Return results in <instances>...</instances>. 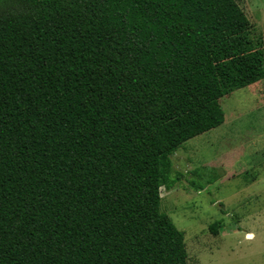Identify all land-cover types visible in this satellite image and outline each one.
<instances>
[{
  "label": "trees",
  "instance_id": "16d2710c",
  "mask_svg": "<svg viewBox=\"0 0 264 264\" xmlns=\"http://www.w3.org/2000/svg\"><path fill=\"white\" fill-rule=\"evenodd\" d=\"M263 78L236 0H0V264H188L170 156Z\"/></svg>",
  "mask_w": 264,
  "mask_h": 264
},
{
  "label": "rangeland",
  "instance_id": "374dc122",
  "mask_svg": "<svg viewBox=\"0 0 264 264\" xmlns=\"http://www.w3.org/2000/svg\"><path fill=\"white\" fill-rule=\"evenodd\" d=\"M236 1L264 42V0ZM220 103L223 123L171 154L184 177L161 187L160 210L182 230L188 264H264V78Z\"/></svg>",
  "mask_w": 264,
  "mask_h": 264
},
{
  "label": "bare ground",
  "instance_id": "6f19581e",
  "mask_svg": "<svg viewBox=\"0 0 264 264\" xmlns=\"http://www.w3.org/2000/svg\"><path fill=\"white\" fill-rule=\"evenodd\" d=\"M248 237H251V234H248Z\"/></svg>",
  "mask_w": 264,
  "mask_h": 264
}]
</instances>
